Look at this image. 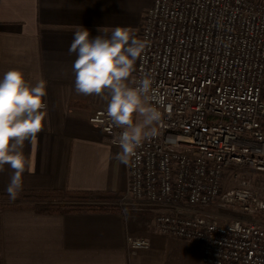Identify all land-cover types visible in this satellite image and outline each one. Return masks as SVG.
Returning <instances> with one entry per match:
<instances>
[{
    "label": "built area",
    "instance_id": "obj_1",
    "mask_svg": "<svg viewBox=\"0 0 264 264\" xmlns=\"http://www.w3.org/2000/svg\"><path fill=\"white\" fill-rule=\"evenodd\" d=\"M139 39L146 49L132 80L151 74L167 100L158 135L126 164L120 201L151 204L159 231L201 245L200 264H264V187L227 171L264 172V0H152ZM106 109L88 121L119 147L122 129ZM207 206L254 218L195 211Z\"/></svg>",
    "mask_w": 264,
    "mask_h": 264
},
{
    "label": "crops",
    "instance_id": "obj_2",
    "mask_svg": "<svg viewBox=\"0 0 264 264\" xmlns=\"http://www.w3.org/2000/svg\"><path fill=\"white\" fill-rule=\"evenodd\" d=\"M151 1L0 0V78L20 69L30 84L46 82L43 131L22 150V190L97 192L120 201L128 187L127 166L116 158L121 149L88 121L107 107V93H76V54L68 49L80 26L92 37L101 28L110 35L128 27L139 39ZM11 175L8 166L0 172V193H7ZM109 207L115 210L0 209V264H200L201 245L159 231L151 204ZM129 236L146 238L149 246L132 251Z\"/></svg>",
    "mask_w": 264,
    "mask_h": 264
},
{
    "label": "clouds",
    "instance_id": "obj_3",
    "mask_svg": "<svg viewBox=\"0 0 264 264\" xmlns=\"http://www.w3.org/2000/svg\"><path fill=\"white\" fill-rule=\"evenodd\" d=\"M98 31L92 37L80 26L73 34L68 51L76 54L72 65L75 91L100 97L107 93L106 115L122 129L114 140L121 149L116 158L127 164L145 140L158 135L167 96L153 86L151 74L131 79L136 61L146 49L132 29L117 26L110 35L101 34L102 28ZM46 95V82L32 85L20 69H10L0 78V172L5 166L12 170L6 191L13 200L23 187L25 141L35 140L44 128Z\"/></svg>",
    "mask_w": 264,
    "mask_h": 264
},
{
    "label": "trees",
    "instance_id": "obj_4",
    "mask_svg": "<svg viewBox=\"0 0 264 264\" xmlns=\"http://www.w3.org/2000/svg\"><path fill=\"white\" fill-rule=\"evenodd\" d=\"M94 194L97 192L70 191L64 192L46 189H30L19 192L15 200L11 199L8 193H0V209H34L38 212H108L115 210L109 206H91L83 201L72 202L74 196ZM264 220V217L257 216Z\"/></svg>",
    "mask_w": 264,
    "mask_h": 264
},
{
    "label": "rangeland",
    "instance_id": "obj_5",
    "mask_svg": "<svg viewBox=\"0 0 264 264\" xmlns=\"http://www.w3.org/2000/svg\"><path fill=\"white\" fill-rule=\"evenodd\" d=\"M227 171H234L238 176H244L245 178H251L252 182L256 188V190L264 187V172L262 171H255L251 168H242L238 166H230ZM231 185H236V180H234L232 177H229ZM229 183V182H228ZM230 185V184H228ZM117 199L109 198V197H102L99 195L94 194H86V195H78L77 197L74 196L72 202H80L83 201L85 204H89L91 206H111V204L117 205L118 203L123 206V204L131 205V201L127 199L126 201H116ZM119 200V199H118ZM197 213H205L209 214L211 216H214L217 220L224 221L231 218H254L253 216H244L236 212H232L230 210H223L219 209L214 206H207L203 208H196L195 210ZM258 219V218H257ZM258 222H261L264 224V220L258 219Z\"/></svg>",
    "mask_w": 264,
    "mask_h": 264
}]
</instances>
